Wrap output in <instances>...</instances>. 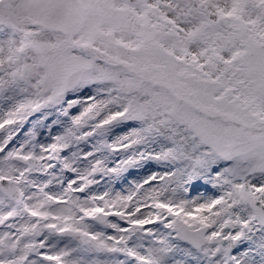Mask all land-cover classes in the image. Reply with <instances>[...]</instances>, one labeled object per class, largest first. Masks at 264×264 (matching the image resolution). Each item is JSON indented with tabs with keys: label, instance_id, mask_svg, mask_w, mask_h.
Returning <instances> with one entry per match:
<instances>
[{
	"label": "snow or ice",
	"instance_id": "1",
	"mask_svg": "<svg viewBox=\"0 0 264 264\" xmlns=\"http://www.w3.org/2000/svg\"><path fill=\"white\" fill-rule=\"evenodd\" d=\"M0 264H264V0H0Z\"/></svg>",
	"mask_w": 264,
	"mask_h": 264
},
{
	"label": "rangeland",
	"instance_id": "2",
	"mask_svg": "<svg viewBox=\"0 0 264 264\" xmlns=\"http://www.w3.org/2000/svg\"><path fill=\"white\" fill-rule=\"evenodd\" d=\"M41 139H43V137H41ZM135 175V174H134ZM141 175H143V173H141ZM131 178V177H130ZM121 186H117V190H119V188H120ZM123 187H127V185H123ZM102 190V189H101ZM193 195H195V193H193Z\"/></svg>",
	"mask_w": 264,
	"mask_h": 264
}]
</instances>
